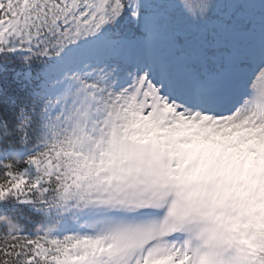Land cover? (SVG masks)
Segmentation results:
<instances>
[{
	"label": "snow or ice",
	"instance_id": "1",
	"mask_svg": "<svg viewBox=\"0 0 264 264\" xmlns=\"http://www.w3.org/2000/svg\"><path fill=\"white\" fill-rule=\"evenodd\" d=\"M0 217V264H264V0H0Z\"/></svg>",
	"mask_w": 264,
	"mask_h": 264
},
{
	"label": "clouds",
	"instance_id": "2",
	"mask_svg": "<svg viewBox=\"0 0 264 264\" xmlns=\"http://www.w3.org/2000/svg\"><path fill=\"white\" fill-rule=\"evenodd\" d=\"M0 222H2L10 232L16 231L17 228L22 227V225L17 224L15 221L10 220L7 217H0ZM37 227H39V225Z\"/></svg>",
	"mask_w": 264,
	"mask_h": 264
},
{
	"label": "trees",
	"instance_id": "3",
	"mask_svg": "<svg viewBox=\"0 0 264 264\" xmlns=\"http://www.w3.org/2000/svg\"><path fill=\"white\" fill-rule=\"evenodd\" d=\"M19 213H23L25 215L30 214L29 209L23 207L19 209ZM0 227H2V225H0Z\"/></svg>",
	"mask_w": 264,
	"mask_h": 264
}]
</instances>
